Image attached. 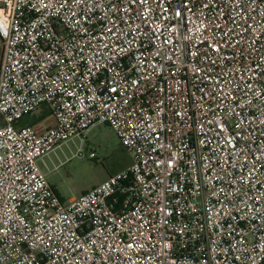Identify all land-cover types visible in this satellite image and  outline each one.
<instances>
[{"label": "built area", "instance_id": "obj_1", "mask_svg": "<svg viewBox=\"0 0 264 264\" xmlns=\"http://www.w3.org/2000/svg\"><path fill=\"white\" fill-rule=\"evenodd\" d=\"M0 41V264H264V0H0ZM101 124L131 164L64 203L39 160Z\"/></svg>", "mask_w": 264, "mask_h": 264}, {"label": "rangeland", "instance_id": "obj_2", "mask_svg": "<svg viewBox=\"0 0 264 264\" xmlns=\"http://www.w3.org/2000/svg\"><path fill=\"white\" fill-rule=\"evenodd\" d=\"M35 118L38 119L25 118L20 125L37 123ZM38 164L60 201L66 203L127 168L131 159L112 130L101 124L83 138L75 137L61 144Z\"/></svg>", "mask_w": 264, "mask_h": 264}, {"label": "crops", "instance_id": "obj_3", "mask_svg": "<svg viewBox=\"0 0 264 264\" xmlns=\"http://www.w3.org/2000/svg\"><path fill=\"white\" fill-rule=\"evenodd\" d=\"M0 43H1V41H0ZM2 50V49H1ZM0 58H1V53H0ZM23 121V120H22ZM48 155H46V156H44L43 158H41L40 160H39V162H42L43 161V159L45 158V157H47Z\"/></svg>", "mask_w": 264, "mask_h": 264}, {"label": "trees", "instance_id": "obj_4", "mask_svg": "<svg viewBox=\"0 0 264 264\" xmlns=\"http://www.w3.org/2000/svg\"><path fill=\"white\" fill-rule=\"evenodd\" d=\"M34 121H38V120H34ZM21 123H22V121H21ZM33 124H35V122H29L28 123V125H33Z\"/></svg>", "mask_w": 264, "mask_h": 264}]
</instances>
